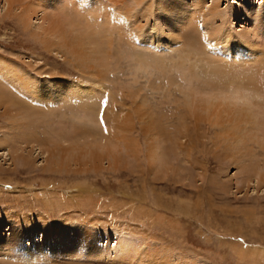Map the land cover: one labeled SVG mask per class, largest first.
<instances>
[{
	"label": "rangeland",
	"instance_id": "obj_1",
	"mask_svg": "<svg viewBox=\"0 0 264 264\" xmlns=\"http://www.w3.org/2000/svg\"><path fill=\"white\" fill-rule=\"evenodd\" d=\"M97 1L24 0L96 28L84 50L99 48L103 65L50 51L32 35L40 12L26 28L0 0V79L17 74L45 95L11 85L19 104L0 103V232L24 231L29 252L45 220L63 238L48 262L0 247V264H264V127L246 141L231 128L237 106L264 119V20L235 10L264 0H205L203 19L202 6L181 18L170 0ZM254 29L248 45L241 32ZM88 241L110 251L87 259Z\"/></svg>",
	"mask_w": 264,
	"mask_h": 264
},
{
	"label": "bare ground",
	"instance_id": "obj_2",
	"mask_svg": "<svg viewBox=\"0 0 264 264\" xmlns=\"http://www.w3.org/2000/svg\"><path fill=\"white\" fill-rule=\"evenodd\" d=\"M97 1V0H96ZM100 1V0H99ZM97 1V2H99ZM175 1V3L172 4V2ZM204 1L205 0H170L169 4H172L173 6L169 7V9L171 10V12H176L178 13L179 16H181V18H183V15H187V7H195V6H202L200 8V12H201V18L203 19L204 18V12H203V8H204ZM5 2L10 6V7H13V5L15 4L18 8H21V13H20V17H21V21H23V23L25 24V27L27 28L28 26H30V22H32V16L34 15H38V12H40V14L37 16V18L41 19V23L37 26H35L32 30V35L38 39L39 41H41L42 43H44V46L49 49L50 51H53L54 49H59L63 50L65 49V53L69 54L68 52H71L72 54H69L71 57L73 55V53L76 54V56L79 58V59H82L81 61L84 63V64H88V61H92L95 63H97V65H103L107 62V58L105 57V54H101L98 51L99 48H96L93 51H88L87 54H86V49L88 48L87 44H90V45H94V32H96V28H92V30H89L88 28L90 26H88V22L87 24L85 25V27L83 26L82 29H76V27H74V24L76 23L77 24V21H73L72 19H69L68 17L66 18L65 14H61V13H58L57 11L54 12V11H51L48 10V8L46 6L42 7V6H38V5H29V4H26L24 2V0H5ZM57 2V0H56ZM114 2V1H113ZM217 2V1H216ZM118 3V2H117ZM239 3V4H238ZM237 4L238 6L235 7V10L237 14L239 13H246V14H242L240 17L241 19H252V17L254 16V18L256 19V21H261L260 23L263 22L264 20V9L262 7H259L257 9H252L250 8L248 10V8L245 6L243 7L242 6V2L240 1H237ZM47 5V4H46ZM165 5V4H164ZM48 6V5H47ZM169 5L166 4L165 6V9L169 10L168 7ZM15 7V6H14ZM16 7V8H17ZM122 9V8H121ZM107 13V12H106ZM116 13V12H115ZM120 13V12H119ZM211 15H213V17L216 15V14H219V5L218 3L212 5L210 8H209V12H208ZM110 13H108V15L106 16V20L102 22V25L103 26H109L110 29L111 27L114 25H112V23H114L116 21L117 18H110ZM112 15V14H111ZM117 15V14H116ZM35 16V17H36ZM118 16V15H117ZM207 16V15H206ZM212 17V16H211ZM216 17V16H215ZM214 17V18H215ZM219 17V16H218ZM243 17V18H242ZM121 18V17H119ZM96 19V18H95ZM206 19V18H205ZM80 20V19H79ZM104 20V19H103ZM94 21V20H93ZM92 21V22H93ZM119 21V19H118ZM177 21V20H176ZM182 21V20H181ZM112 22V23H111ZM82 23V22H81ZM95 23V22H94ZM83 24V23H82ZM98 24V23H97ZM121 24V23H119ZM123 24V23H122ZM94 25V24H93ZM100 25V24H99ZM116 25V24H115ZM169 25V24H168ZM71 27H73L74 29L72 30ZM76 26V25H75ZM98 26V25H97ZM96 26V27H97ZM102 26V27H103ZM92 27V26H91ZM124 27V26H123ZM100 29V28H99ZM122 29V28H121ZM93 31L92 34H89V32ZM108 32V31H107ZM247 34L248 38H246L247 40V43L248 45L250 44H254L253 42V39H254V36L255 34H257V30H252V31H247L246 32H241V37L242 35L245 36ZM129 37V36H128ZM243 39V38H242ZM57 40V41H56ZM256 46V45H255ZM239 48V46H237ZM85 49V50H84ZM247 49H250L247 47ZM241 51V50H240ZM60 52V51H59ZM57 53V52H56ZM240 54L242 52H239ZM59 54V53H58ZM97 55H100V57H96ZM75 56V55H74ZM75 58V57H74ZM77 58V59H78ZM259 61V59H258ZM78 62V61H77ZM233 62V61H231ZM264 62V61H263ZM262 62V63H263ZM234 63V62H233ZM237 63H239L238 61L235 62L234 64L236 65ZM80 65V64H78ZM96 65V66H97ZM239 65V64H238ZM242 65V64H241ZM87 67H89V65H86ZM85 67V66H84ZM95 69V68H93ZM99 72V70H98ZM1 73V72H0ZM93 74V72H92ZM102 75V74H101ZM96 76V75H95ZM260 76V75H259ZM254 79V78H253ZM263 79V78H262ZM256 80V79H254ZM259 80V79H258ZM258 80L255 81L258 82ZM260 81V80H259ZM262 82V81H261ZM254 83V81H253ZM263 83V82H262ZM102 84V83H101ZM258 84V83H257ZM10 85V86H9ZM12 86H16L14 88V90L16 91H19V92H22L24 93L23 95H26V96H32L33 98H36L37 100H44L45 99V95L43 93L40 94V89H34L33 87H30V82H27V79L22 77V76H19L17 74H8L7 75H4V77H2V79H0V103H3V104H11V107H14V105H17L19 104V101L16 100L13 96V92L9 90V88ZM62 85V84H61ZM60 85V86H61ZM255 85V84H254ZM18 87H20V89H18ZM264 87V86H263ZM22 89V91H21ZM94 91V90H93ZM12 92V93H11ZM92 92V91H91ZM14 93H16L14 91ZM89 94V93H87ZM21 103V102H20ZM231 104V103H230ZM230 104H228L227 106H229ZM208 105V104H207ZM222 106V105H221ZM258 106V104H257ZM208 107V106H207ZM223 107V106H222ZM234 107V105H233ZM9 108V107H8ZM210 110L212 109V106L209 105L208 107ZM224 111H227L225 107H223ZM232 111H234V114H233V118L231 120V128L232 129H235V137L236 134L239 135V141H246L247 139H251V133L252 131L254 130H259L258 128L259 127H264V119L262 118H259V116H257V114L254 113L253 110H251L250 108H244V107H234L232 109ZM219 113V112H218ZM222 113V112H221ZM220 113V114H221ZM261 116V115H260ZM264 117V116H263ZM219 118V117H218ZM235 123H234V122ZM249 125V126H248ZM261 127V128H262ZM259 139L263 140L264 141V136L262 137H258ZM253 139V138H252ZM100 147L98 149H100L99 151H106V155L108 156V154L110 155L111 153H108L107 152V147L108 145L105 143H100L99 145ZM238 146V145H237ZM92 152H95L92 150ZM96 153V152H95ZM104 152H102L103 154ZM100 154V153H99ZM105 155V156H106ZM53 157V155H51ZM106 156V157H107ZM57 155H54V157L49 161L50 163H56L58 164L57 162ZM110 157V156H109ZM26 158V157H25ZM24 158V159H25ZM110 158L113 159V156H111ZM23 160V159H22ZM60 164V163H59ZM260 179V182H263L264 181V169L259 173V178L258 180ZM15 219L13 218H9V222H10V228H9V231L12 230V226L15 225L16 223L18 224V221H17V218L14 217ZM41 221V220H40ZM50 220H45V222L47 223L46 225H48L46 227V229L48 230V232H46L45 235H43L42 239H38L36 237V233L34 230L31 231V240H30V244H33L35 245L34 248L31 250L32 252H29L30 250V245L28 244H24V239H25V234L26 233H23L24 231H21L20 232H11L9 235L6 234H3L2 232H0V247H8L9 249H13L15 250L16 252H23L29 256L28 254L31 253H39V256L36 258L38 261L42 260L44 262H48V259H52L50 256V254H48V251L49 250H45L47 249V246L51 245V244H55V241L59 240V242H62V239L63 238H59V234H60V230L56 229H52L53 227L55 226H58V225H55L53 224L52 222L49 223ZM20 224V223H19ZM18 224V225H19ZM23 226L25 227H31L32 225H34V222H30L29 220L28 221H24V223L22 224ZM61 226V225H60ZM59 226V227H60ZM22 228V227H21ZM45 229V228H44ZM90 235V234H89ZM92 235V234H91ZM90 235V236H91ZM88 236V234H87ZM86 236V237H87ZM87 237V238H92V237ZM27 238V237H26ZM77 239L76 236H74L72 243L74 244L75 243V240ZM92 240V239H90ZM89 240V241H90ZM28 241V240H27ZM86 242L84 244H81L79 247L81 248H84L85 245H88L90 246L92 249H90V251H86V258L87 259H91V258H104L105 257V254H108V250L105 246V250L102 251L101 253L97 252V249L96 247H92V245H90V242ZM33 242V243H32ZM81 242V241H80ZM65 243V242H64ZM92 243V242H91ZM77 245V243H75ZM108 247V246H107ZM117 248V251L120 250L119 254L121 253H124L128 250H126V248L122 245H116L115 246ZM49 249V248H48ZM67 250L68 248H65L64 251L62 252L63 255H69L71 252L68 251L69 253H67ZM10 251V250H9ZM84 251V250H83ZM15 252V253H16ZM17 252V253H18ZM57 252V251H56ZM60 252V250H59ZM58 252V253H59ZM10 253V252H8ZM7 253V254H8ZM61 253V252H60ZM61 253V254H62ZM138 253V252H137ZM52 254V253H51ZM15 255V254H14ZM72 255V254H70ZM70 255L68 257H70ZM141 255V254H140ZM10 256V255H9ZM13 257V255H11ZM49 256V257H48ZM54 256H55V253H54ZM53 256V257H54ZM77 256V255H76ZM16 257V256H15ZM35 257V256H34ZM73 257V256H72ZM71 258V257H70ZM74 258V257H73ZM85 258V259H86ZM17 259V257H16ZM19 259V258H18ZM55 259V258H54ZM53 259V260H54ZM21 260V259H20ZM93 260V259H92ZM141 260V259H140ZM34 261L33 259H31V262ZM54 264V263H52ZM56 264V263H55ZM60 264V263H58Z\"/></svg>",
	"mask_w": 264,
	"mask_h": 264
}]
</instances>
